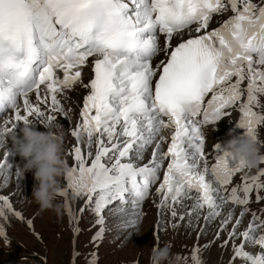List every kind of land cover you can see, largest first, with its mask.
<instances>
[{
    "label": "snow or ice",
    "instance_id": "obj_1",
    "mask_svg": "<svg viewBox=\"0 0 264 264\" xmlns=\"http://www.w3.org/2000/svg\"><path fill=\"white\" fill-rule=\"evenodd\" d=\"M216 16L226 18L210 28ZM161 52L164 58L154 65ZM77 87L85 95L70 131L73 163L59 193L77 236L70 193L84 200L80 216L90 210L94 224L103 225L110 206L141 209L158 185L161 216L165 209L181 221L195 216L205 229L219 219L204 249L224 236L219 247L231 248L229 264H264V210L250 208L253 195L264 201V169L234 183L244 162L219 143L210 160L202 131L238 107L237 126L258 141L264 125V111H258L264 109V0H0V148L21 121L55 122L57 114L68 120L62 97ZM13 154L9 147L0 157V173L7 170L10 178L15 171L19 178ZM5 209L23 218L0 194V215ZM141 215L133 212L123 228H136ZM245 216L250 218L241 230ZM155 230L158 246L159 225ZM103 232L101 227L92 240ZM201 251L197 243L189 257L178 255L177 264H204Z\"/></svg>",
    "mask_w": 264,
    "mask_h": 264
},
{
    "label": "rangeland",
    "instance_id": "obj_2",
    "mask_svg": "<svg viewBox=\"0 0 264 264\" xmlns=\"http://www.w3.org/2000/svg\"><path fill=\"white\" fill-rule=\"evenodd\" d=\"M68 126L73 125L67 124L66 127L68 128ZM67 128H64V141L70 137ZM64 147L67 161L72 163V158H70L69 154V149L71 147L66 145V142L64 143ZM4 149L6 148H0V154ZM17 159H20V156L16 157V160ZM23 163H25V161L22 158V163L18 168L21 167ZM11 164L13 170H15L17 166L14 165V161H12ZM7 174L8 171L5 170V176L2 178L4 180V185L0 191L9 194L13 202L17 203L19 212L22 213L24 219L22 218V222L20 221L21 223L12 220L11 223L14 224L9 225L8 233L5 232L4 237L10 238L11 247L6 248L4 244H0V259L5 258L0 260V264H91L93 253L99 255L98 264H136V262H138V264H150L151 250L153 246H157L154 228L155 219L153 215L147 216L141 227L124 231L123 237L126 240L124 244H108L105 248L98 250L97 247L92 248L89 245V237L92 235V231L89 230L90 232H85L84 237L82 236L81 239L78 238L76 240L73 225L70 220H66L68 218L62 212L58 215L53 210L39 211V206L31 198L36 183L33 171H31L29 179L21 175L18 178L15 174L6 180ZM59 180L61 187L64 186V177L59 178ZM72 200L73 199L70 201ZM81 204L82 203H79L78 207H76V212H78ZM75 205L76 201L74 204H71V206ZM145 205L148 209L150 202H147ZM5 211H7V209H5ZM89 216L95 217V214L91 211H87L84 213V217L87 218L78 217L80 231H85V229L87 230L90 228L89 225L94 217H91V220H87ZM25 219L28 221L26 222ZM31 220L33 223H29ZM84 221L85 223H83ZM183 223L184 222H181L179 218L174 219L171 216L169 223L170 232L159 234V247L170 244L171 256L179 253L175 257L176 261L174 264H177L178 255L185 257L182 251L190 255V250L192 251L194 247L193 242L195 236L190 232L193 226L184 227ZM26 226L30 228L35 226L34 229L38 232L39 237L37 238L36 234L34 236L32 233H28ZM217 228L218 227L215 229L214 235L216 234ZM32 231L33 230L30 229V232ZM18 232L23 233L19 235ZM211 236H213V233L203 236L204 241H208ZM219 242L220 240L215 241V245L210 252V255H214V257L216 255L217 257H204L203 260L206 261L205 264H224L223 262L217 263L221 256V250L217 248ZM78 248L81 249L82 251H80L83 253L79 256L81 261L75 262L74 251L77 252ZM228 251L230 252L231 249H228L227 254H225V263L227 262ZM224 253H226V250ZM213 259L215 261L211 262ZM165 264H169V262H165Z\"/></svg>",
    "mask_w": 264,
    "mask_h": 264
},
{
    "label": "clouds",
    "instance_id": "obj_3",
    "mask_svg": "<svg viewBox=\"0 0 264 264\" xmlns=\"http://www.w3.org/2000/svg\"><path fill=\"white\" fill-rule=\"evenodd\" d=\"M32 124L31 121L23 122L22 135L13 132L10 136L15 152L26 161L18 171L22 177L26 172L34 171L36 183L31 198L39 205V211L54 210L60 215L62 205L54 203L62 190L59 178L66 177L70 171L64 147L65 133L62 126L54 122H43L46 131H39ZM234 131L230 132L232 138L224 145L225 150L235 160L243 161L246 169H259L264 165V151L261 150L264 145L251 134L235 135ZM0 238L4 247H11L10 238ZM170 256V244L153 246L150 264H170Z\"/></svg>",
    "mask_w": 264,
    "mask_h": 264
},
{
    "label": "bare ground",
    "instance_id": "obj_4",
    "mask_svg": "<svg viewBox=\"0 0 264 264\" xmlns=\"http://www.w3.org/2000/svg\"><path fill=\"white\" fill-rule=\"evenodd\" d=\"M161 40H163V38L161 37ZM86 76H87V74H86ZM85 90L83 89V92H84ZM83 95V94H82ZM69 120H70V124L71 125H73L72 124V121H71V118H68ZM79 121L77 120V123H78ZM74 123H76V122H74ZM77 123L75 124V126L77 125ZM56 124H58V121H56ZM67 124H69V122H67ZM74 126V127H75ZM23 127V126H22ZM22 127H20V129L22 128ZM73 126H68V128H69V130L71 131V128H74ZM74 144H76V140H75V143ZM9 148V147H8ZM8 148H6V150L8 149ZM5 150V149H4ZM6 152V151H5ZM4 152V153H5ZM2 155H3V153H1V157H2ZM72 156V155H71ZM11 158V157H10ZM4 173V172H3ZM3 173H0V174H3ZM12 175H15V171H13V173H12ZM75 195V194H74ZM75 197H76V195H75ZM77 198V197H76ZM75 202V201H74ZM77 203V202H76ZM72 207V209H73V211L75 212V209H74V206H71ZM6 212V211H5ZM77 216H78V214H77ZM70 221H71V219H70ZM71 224L73 225V228L75 229V225L73 224V222L71 221ZM75 231V230H74ZM76 234V233H75ZM77 236V235H76ZM215 253V252H214ZM227 254V253H226ZM176 261V260H175Z\"/></svg>",
    "mask_w": 264,
    "mask_h": 264
}]
</instances>
